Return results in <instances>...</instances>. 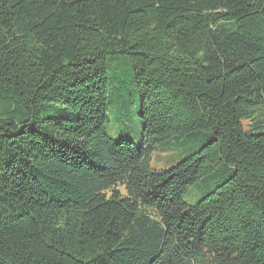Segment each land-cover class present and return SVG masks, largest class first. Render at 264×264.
Segmentation results:
<instances>
[{"label": "trees", "instance_id": "16d2710c", "mask_svg": "<svg viewBox=\"0 0 264 264\" xmlns=\"http://www.w3.org/2000/svg\"><path fill=\"white\" fill-rule=\"evenodd\" d=\"M0 264H264V0H0Z\"/></svg>", "mask_w": 264, "mask_h": 264}, {"label": "rangeland", "instance_id": "374dc122", "mask_svg": "<svg viewBox=\"0 0 264 264\" xmlns=\"http://www.w3.org/2000/svg\"><path fill=\"white\" fill-rule=\"evenodd\" d=\"M111 71L110 89L111 93H124L120 103L116 106L109 105L110 123L107 125L108 133L123 137L125 139L138 140L141 137L143 123L140 118L139 101L140 95L130 74L129 64H115ZM127 102L133 104V109L126 115L121 114V108ZM245 128H249V123L244 121ZM188 137V138H187ZM206 140L190 139L186 135H175L165 142L155 146L151 165L155 169H167L176 164L192 152L199 149ZM192 188V187H191ZM197 190L194 188L191 194H195ZM206 193L203 192L197 197H191L189 192L185 194V199L190 203H195Z\"/></svg>", "mask_w": 264, "mask_h": 264}]
</instances>
